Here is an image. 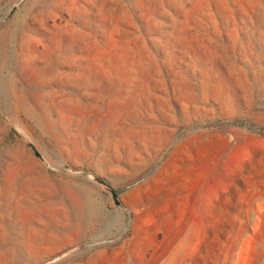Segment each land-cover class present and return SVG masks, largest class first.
Here are the masks:
<instances>
[{
  "label": "rangeland",
  "instance_id": "obj_1",
  "mask_svg": "<svg viewBox=\"0 0 264 264\" xmlns=\"http://www.w3.org/2000/svg\"><path fill=\"white\" fill-rule=\"evenodd\" d=\"M259 131L264 0H0V264H264Z\"/></svg>",
  "mask_w": 264,
  "mask_h": 264
},
{
  "label": "trees",
  "instance_id": "obj_2",
  "mask_svg": "<svg viewBox=\"0 0 264 264\" xmlns=\"http://www.w3.org/2000/svg\"><path fill=\"white\" fill-rule=\"evenodd\" d=\"M258 133L261 135H264V131H259Z\"/></svg>",
  "mask_w": 264,
  "mask_h": 264
},
{
  "label": "water",
  "instance_id": "obj_3",
  "mask_svg": "<svg viewBox=\"0 0 264 264\" xmlns=\"http://www.w3.org/2000/svg\"><path fill=\"white\" fill-rule=\"evenodd\" d=\"M112 194H113V196H115L116 194H115V192H112Z\"/></svg>",
  "mask_w": 264,
  "mask_h": 264
}]
</instances>
